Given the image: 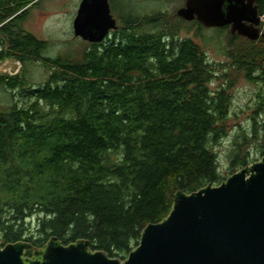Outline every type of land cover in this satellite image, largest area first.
I'll return each mask as SVG.
<instances>
[{"label":"trees","instance_id":"trees-1","mask_svg":"<svg viewBox=\"0 0 264 264\" xmlns=\"http://www.w3.org/2000/svg\"><path fill=\"white\" fill-rule=\"evenodd\" d=\"M39 1L0 0V62L38 60L49 70L38 84L0 74V86L28 99L0 108V239L41 248L52 236L65 244L85 238L125 259L143 229L170 214L178 190L228 178L212 146L225 132L234 83L213 90L229 73L181 35L185 19L141 13L135 0H110L118 29L88 41L81 57L46 56L48 41L24 25ZM258 7L264 14V0ZM229 36L232 67L264 85V38ZM258 96L264 116V90ZM243 137L234 164L249 163L244 145L254 138Z\"/></svg>","mask_w":264,"mask_h":264},{"label":"water","instance_id":"water-1","mask_svg":"<svg viewBox=\"0 0 264 264\" xmlns=\"http://www.w3.org/2000/svg\"><path fill=\"white\" fill-rule=\"evenodd\" d=\"M178 15L264 38L255 0H186ZM73 27L76 36L101 42L119 25L110 0H81ZM0 264H264V156L220 184L178 190L170 214L149 223L125 259L93 250L85 238L65 244L52 236L41 248L27 240L6 243Z\"/></svg>","mask_w":264,"mask_h":264},{"label":"rangeland","instance_id":"rangeland-1","mask_svg":"<svg viewBox=\"0 0 264 264\" xmlns=\"http://www.w3.org/2000/svg\"><path fill=\"white\" fill-rule=\"evenodd\" d=\"M135 1L137 11L144 14L162 11L173 23L180 22L181 17L178 15V10L185 6L186 2V0ZM80 2L81 0H40L37 5L30 7L29 16L24 25L26 30L38 38L48 41L44 55L50 57L65 55L78 58L84 54L89 42L76 36L73 27ZM113 14L115 16L114 12ZM182 26L181 35L195 39L208 54L212 65L218 70H225L229 73L227 76L214 79L210 83L211 88L215 90L220 85V81L225 79H231L234 83L231 90L232 103L225 121V132L212 146L219 158L220 172L228 177L264 156L261 146L264 135V116L257 112L258 95L264 90V85L260 81L247 79L243 71L232 67L233 59L227 55L230 29L200 27L194 21L185 20ZM2 73L10 75L23 73L29 83L38 84L46 80L49 70L38 60H30L23 64L18 59L7 58L0 62V74ZM27 100L20 96L17 90L13 91L5 86H0V108L9 107L13 101L24 104ZM243 135L254 138L250 143L244 145V149L247 148L249 153V163L247 165L237 162L234 164L236 142L242 141ZM29 222L32 235L37 237V216H34ZM3 244L4 241L0 239V247H3Z\"/></svg>","mask_w":264,"mask_h":264},{"label":"built area","instance_id":"built-area-1","mask_svg":"<svg viewBox=\"0 0 264 264\" xmlns=\"http://www.w3.org/2000/svg\"><path fill=\"white\" fill-rule=\"evenodd\" d=\"M260 17H261L260 27H261L262 32H264V14L260 15Z\"/></svg>","mask_w":264,"mask_h":264},{"label":"flooded vegetation","instance_id":"flooded-vegetation-1","mask_svg":"<svg viewBox=\"0 0 264 264\" xmlns=\"http://www.w3.org/2000/svg\"><path fill=\"white\" fill-rule=\"evenodd\" d=\"M249 1V0H248ZM255 4L257 5V6H259V0H255ZM258 9H259V7H258ZM260 14V13H259ZM228 27V29H230V26H227Z\"/></svg>","mask_w":264,"mask_h":264}]
</instances>
